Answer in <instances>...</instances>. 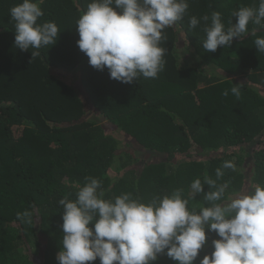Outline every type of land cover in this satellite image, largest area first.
<instances>
[{
    "label": "trees",
    "instance_id": "16d2710c",
    "mask_svg": "<svg viewBox=\"0 0 264 264\" xmlns=\"http://www.w3.org/2000/svg\"><path fill=\"white\" fill-rule=\"evenodd\" d=\"M21 2L0 0V264H58L64 235L58 202L75 200L87 177L102 181L105 199L129 192L147 203L177 188L188 198L192 181L216 179L215 169L230 160L236 170L225 169L218 181L230 182L225 198L264 186V53L254 44L264 28L250 24L231 47L206 52L203 22L188 25L191 16L218 11L227 28L236 23L233 10L258 7L259 0H189L184 18L163 30L164 71L131 84L90 66L76 44V20L91 0H44L38 22H55L60 33L33 59L32 49L14 46L9 10ZM67 73L76 74L86 96L64 79ZM233 84L239 97L231 94ZM118 133L129 137L128 147ZM140 148L160 157L140 160ZM200 154L207 157L194 156ZM193 206H208L203 193ZM25 211L31 223L17 218ZM206 236L194 264L220 239L207 229ZM153 264L176 262L161 254Z\"/></svg>",
    "mask_w": 264,
    "mask_h": 264
},
{
    "label": "clouds",
    "instance_id": "9594fccd",
    "mask_svg": "<svg viewBox=\"0 0 264 264\" xmlns=\"http://www.w3.org/2000/svg\"><path fill=\"white\" fill-rule=\"evenodd\" d=\"M43 2L22 0L9 10L15 22L14 46L32 49V59L41 55V48L53 46L60 33L55 22H38L44 16ZM188 7L189 0H91L76 20V44L90 66L99 71L107 68L110 79L124 84L141 77L155 79L166 63V49L160 46L163 30L183 19ZM232 17L236 23L230 21L225 28L218 11L191 16L189 30L203 22L206 52L231 47L234 38L249 34L250 24L264 28V0L258 7L233 10ZM256 30L251 29V35ZM254 44L264 53V37H257ZM230 91L239 97L240 85L233 84ZM222 95L228 96L229 90ZM225 169L235 171L236 165L225 160L215 169L216 179L206 175L203 182L192 181L188 198L177 188L147 203L129 192L105 199L102 181L87 177L75 200L65 196L58 202L63 207L64 233L58 264H88L97 258L100 264H153L161 254L176 264H194L207 243L206 229L220 239L212 241L213 251L199 264H264V186L225 198L230 182L218 183ZM201 193L208 206L190 209V201ZM17 218L32 222L29 211L17 213Z\"/></svg>",
    "mask_w": 264,
    "mask_h": 264
},
{
    "label": "rangeland",
    "instance_id": "374dc122",
    "mask_svg": "<svg viewBox=\"0 0 264 264\" xmlns=\"http://www.w3.org/2000/svg\"><path fill=\"white\" fill-rule=\"evenodd\" d=\"M177 51L178 53H182L183 51V48L182 47H178L177 48ZM179 62L181 64H184V60L183 58L181 57L179 59ZM59 75L62 77V75L59 73ZM64 79L67 80L70 84L72 83L73 85H75L77 87V90L81 93L82 96H86L85 92L83 89H81L79 86H78V78L76 76L75 73H67V74H64L63 75ZM116 131H118V129H115ZM119 132V131H118ZM122 134V133H121ZM118 137H122V135H119V133L117 134ZM120 143L121 144H127V147L130 145L128 144L130 139L129 137L126 138L125 136H123L121 139H120ZM220 152V151H219ZM138 154V159L142 160V159H149V160H156L160 157V155H157V154H154L152 152H150L149 150H146L144 148H140V152L137 153ZM194 156H197V159H204L205 157H207L206 155L204 154H200V155H194ZM248 161V160H247ZM250 169V166H249V161L247 163H245L244 167H243V171H247V173H249V170ZM250 185H247V187H249ZM239 193H243V192H239ZM238 194V193H236ZM235 195V194H234Z\"/></svg>",
    "mask_w": 264,
    "mask_h": 264
}]
</instances>
